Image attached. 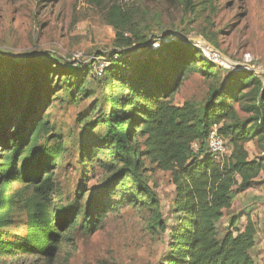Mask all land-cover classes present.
Wrapping results in <instances>:
<instances>
[{
  "label": "trees",
  "instance_id": "obj_1",
  "mask_svg": "<svg viewBox=\"0 0 264 264\" xmlns=\"http://www.w3.org/2000/svg\"><path fill=\"white\" fill-rule=\"evenodd\" d=\"M174 1L186 12L198 3ZM133 6L113 0L105 12L115 31L114 50L96 55L105 62L100 74L105 92L79 122L75 144L81 165L94 159L104 177L92 192L81 183L72 198H59L54 169L68 147L49 120L54 104L64 100L59 92L74 102L79 95L89 97L84 74H96L94 58L79 69L46 56L29 57L28 63L0 56V264H68L71 252H61L74 246V234H93L121 204L149 211L151 228L165 231L159 199L144 175L146 158L168 171L174 185L175 222L157 264H256L251 255L256 222L247 216L237 229L238 217L232 215L221 235L217 223L232 205L234 188L257 184L264 190V82L248 68L216 65L187 38L163 36L149 44L142 31L147 24L138 21ZM154 44L159 46L141 58ZM139 45L148 47L139 52ZM192 72L210 81L204 99L175 103ZM215 123L231 145L221 163L206 145ZM249 141L260 155L249 157ZM100 153L110 159H97ZM16 214L22 227L12 235Z\"/></svg>",
  "mask_w": 264,
  "mask_h": 264
},
{
  "label": "rangeland",
  "instance_id": "obj_2",
  "mask_svg": "<svg viewBox=\"0 0 264 264\" xmlns=\"http://www.w3.org/2000/svg\"><path fill=\"white\" fill-rule=\"evenodd\" d=\"M111 1L0 0V56L17 58L23 63L31 61L29 57L46 56L61 65L79 69L86 68L93 58L98 63L102 58L96 57L97 53L108 55L115 48V31L104 19ZM114 1L134 4L138 21L142 19L147 24L142 31L152 40L149 44L163 36L187 38L199 42L200 49L217 51L220 61L214 62L216 65L228 70L236 66L248 68L264 82V0H198L190 12L174 0ZM158 46L154 44L146 51L148 45H139V52L146 51L141 58L150 56ZM84 75L89 97L79 95L74 102L69 100V94L59 92L58 98L64 100L54 104L49 120L68 147L54 169L62 200L72 198L79 184L83 183L92 192L104 179L94 159L92 164L82 167L75 144L80 119L90 113L93 101L105 92L100 75L90 72ZM209 84L204 76L192 72L174 95V102L181 104L188 99L200 103ZM238 113L240 117L245 116ZM230 146L227 144V155ZM245 147L250 158L260 155L254 141L247 142ZM97 159L110 157L100 153ZM143 166L148 185L159 199L165 231L151 228L149 211L141 213L137 205L121 204L108 211L102 226L93 234L83 230L74 234V246H67L61 252V255L66 250L71 252L68 264H157L161 261L166 252L168 228L176 217L170 206L174 185L170 173L158 169L148 158L144 159ZM231 198L230 209L217 223L218 233L223 234L232 215L238 217L237 229H242L246 217L250 216L257 224V244L251 255L256 264H264V190L257 184L243 191L234 188ZM15 219L12 235L22 227L17 214Z\"/></svg>",
  "mask_w": 264,
  "mask_h": 264
},
{
  "label": "built area",
  "instance_id": "obj_3",
  "mask_svg": "<svg viewBox=\"0 0 264 264\" xmlns=\"http://www.w3.org/2000/svg\"><path fill=\"white\" fill-rule=\"evenodd\" d=\"M196 45H198L199 47L202 46L201 44H199V42H197ZM201 50L209 60H211L213 62H219L220 61V56H219L217 51L210 50L207 47L202 48ZM103 65H104V60H102V59L100 62L95 63L93 65L94 73L100 75ZM220 126H221V123L213 124L210 127V129L208 131L207 138H206V145H207L209 153L213 157L214 161L219 162V163H221L223 161L224 157L227 156V154H226L227 153V145H226V142H225L223 135L221 134V132L219 130ZM191 148L194 151H196L198 148L197 142H193L191 144Z\"/></svg>",
  "mask_w": 264,
  "mask_h": 264
},
{
  "label": "crops",
  "instance_id": "obj_4",
  "mask_svg": "<svg viewBox=\"0 0 264 264\" xmlns=\"http://www.w3.org/2000/svg\"><path fill=\"white\" fill-rule=\"evenodd\" d=\"M256 244H257V243H256ZM256 244H255V245H256ZM253 248H255V246H254Z\"/></svg>",
  "mask_w": 264,
  "mask_h": 264
},
{
  "label": "water",
  "instance_id": "obj_5",
  "mask_svg": "<svg viewBox=\"0 0 264 264\" xmlns=\"http://www.w3.org/2000/svg\"><path fill=\"white\" fill-rule=\"evenodd\" d=\"M202 39V38H201Z\"/></svg>",
  "mask_w": 264,
  "mask_h": 264
}]
</instances>
